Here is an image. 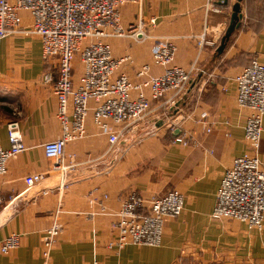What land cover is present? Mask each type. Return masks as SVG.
<instances>
[{"label": "crops", "instance_id": "obj_1", "mask_svg": "<svg viewBox=\"0 0 264 264\" xmlns=\"http://www.w3.org/2000/svg\"><path fill=\"white\" fill-rule=\"evenodd\" d=\"M207 1L142 0L140 7L122 8L125 26L137 20L138 11L146 21L155 19L156 25L149 26L148 39L141 43L130 38L108 39L112 56L133 59L119 73L135 80V68L151 63L153 47L163 38L176 44V65L186 68L196 60L199 71L175 107L164 99L151 102L143 131L135 132L131 144L135 133L127 135L112 154L107 153L108 139L97 133L89 117L85 139L65 146V155L74 160L60 192L56 190L59 177L51 172L54 161L42 150L60 133L56 97L51 85L42 83L44 73L55 68V60L41 58V42L34 35L17 34L1 42L0 143L9 148L6 126L17 121L26 151L9 160L7 174L0 177V243L10 234L21 235L16 250L0 254V264H42L41 237L55 220L63 231L51 248L49 264H264V224L257 232L246 224L213 221L209 216L224 172L246 152L243 126L247 110L238 107L232 81L252 60L264 62V0H241L239 28L220 54L219 38L229 25L236 0H228V5L213 0L208 10ZM133 9L132 22L128 12ZM20 17L26 31L31 17L27 12ZM205 26V42L200 46L197 36ZM73 66L77 82L81 66L77 61ZM161 70L151 67L155 76ZM178 117L182 120L176 128L186 145L175 142L167 129ZM153 119L159 120L157 128L148 132ZM162 119L166 120L163 125ZM260 150L264 163V121ZM69 162L67 158L65 163ZM30 174L48 176L31 189L30 197L18 202L31 192H26L23 182ZM43 185H47L45 190L51 188L45 196L37 192ZM171 191L183 195L184 209L178 218L165 221L162 242L156 248L130 244L118 249L111 229L114 219L89 216L100 202L113 213L132 192L149 199Z\"/></svg>", "mask_w": 264, "mask_h": 264}, {"label": "built area", "instance_id": "obj_2", "mask_svg": "<svg viewBox=\"0 0 264 264\" xmlns=\"http://www.w3.org/2000/svg\"><path fill=\"white\" fill-rule=\"evenodd\" d=\"M212 1H207V10L213 8ZM222 1L218 3L222 4ZM141 2L0 0V45L10 35L33 34L41 42L42 58L55 60V69L44 73L42 83L50 84L56 97L58 108L55 118L60 133L56 140L46 142L42 150L45 157L54 161L51 172L59 177L56 187L59 192L66 185L67 170L74 160V156L65 155V146L69 142L85 139L89 117L97 133L108 139L107 153L112 154L127 135L143 131L152 111L151 102L164 99L165 103L175 107L176 102L188 93L191 80L199 71L196 60L186 68L176 65V44L163 38L153 47L151 63L135 68V80L118 72L121 66L132 64L133 59L130 55L112 56L107 40L130 38L141 43L148 39L141 16H138L136 24L127 27L121 21V9L125 5L140 7ZM214 11L219 12L217 8ZM22 12L31 17V26L26 31L22 30ZM146 22L150 27L156 25L153 18ZM206 30L207 26L197 36L200 46L205 42ZM76 56L81 66L77 82L73 79ZM152 66L160 67L162 73L153 75ZM232 82L238 107L247 110L243 126L246 152L233 159L230 168L224 172L209 216L213 221L234 220L246 224L249 230L261 232L264 224V163L260 157L264 121V62L252 60ZM156 122L159 120L153 119L151 123L156 125ZM6 132L9 148L4 149L0 143V177L7 174L8 161L26 151L17 121L7 123ZM174 141L187 144L186 138L179 135ZM67 158L69 164L65 163ZM47 176H26L23 181L26 192L44 183ZM50 191L51 188H47L41 195L45 196ZM103 199H106L105 195ZM183 209L180 192L171 191L162 197L149 199L132 192L113 213L100 202L98 210L90 212L89 216L107 215L114 219L111 229L116 235L118 249L130 244L156 248L161 245L165 221L178 218ZM62 231L63 225L55 220L43 232L42 264H49L51 248ZM20 242V234L6 236L0 243V254L16 250Z\"/></svg>", "mask_w": 264, "mask_h": 264}, {"label": "water", "instance_id": "obj_3", "mask_svg": "<svg viewBox=\"0 0 264 264\" xmlns=\"http://www.w3.org/2000/svg\"><path fill=\"white\" fill-rule=\"evenodd\" d=\"M224 5H227L228 1L227 0H223L222 1ZM241 0H236L234 3V5L232 6V13H231V16H230V22H229V25L227 26L224 34H223V38L220 40V44L217 48V53H221L223 51V49L225 48L226 44L228 43V41L230 40L231 38V35L239 28V25H240V21H241V4H240ZM168 118L171 117V116H167ZM176 122L174 123L175 126L178 125V123L182 120L181 117H178L176 118ZM166 120H161L160 121V124L163 125L165 123ZM157 127L155 125H152L150 126L148 129H156ZM179 135V129L176 128L173 132H172V136L176 137ZM137 134L135 133L130 141V144L135 140ZM117 158V156H115L113 158V160H115ZM112 160V161H113ZM58 182H59V178L57 179ZM47 187V185H43L39 188V191L37 192H41L43 190H45V188ZM32 191L29 192V193H25L23 196H21L17 201L20 202L22 201L23 198L25 197H30L32 195Z\"/></svg>", "mask_w": 264, "mask_h": 264}, {"label": "rangeland", "instance_id": "obj_4", "mask_svg": "<svg viewBox=\"0 0 264 264\" xmlns=\"http://www.w3.org/2000/svg\"><path fill=\"white\" fill-rule=\"evenodd\" d=\"M227 1H228V0H227ZM222 3H223V2H222ZM131 6H137V5H125L124 8H125V7H128V8H129V7H131ZM137 7H139V6H137ZM124 8H123V9H124ZM121 10H122V9H121ZM129 11H130V10H129ZM122 14H123V13H122ZM122 14H121V21H122ZM134 14H135V9H133V10L130 11V12H128V18H129L128 20H131V21L133 22V21L135 20V17H136V16H134ZM133 16H134V18H132ZM138 16H139V11H138V14H137V18H138ZM140 16H141V15H140ZM123 17H124V15H123ZM141 18H142V16H141ZM142 19H143V18H142ZM143 20H144V19H143ZM136 21H137V20H136ZM136 21L133 22V24H136V23H137ZM143 22H144L145 25H146V26L144 27L143 30H144L145 34L148 36V30L150 29V28H149V25L147 24L146 20H144ZM123 25H124V24H123ZM126 26H127V25H126ZM226 28H227V27H226ZM226 28L222 31V34H221V38H220V39L223 38V34H224ZM14 35H15V34L10 35V36H14ZM32 35H33V34H32ZM34 36H36V35H34ZM36 37H37V36H36ZM9 38H10V37H9ZM37 38H38V37H37ZM6 39H8V38H6ZM6 39H5V40H6ZM107 43H108V40H107ZM41 58H42V55H41ZM44 59H45V58H44ZM75 61H77V62L79 63V57L76 56ZM54 69H55V68H53L52 70H54ZM86 122H87V121H86ZM170 126H171V127L167 128L168 131H169V130L171 131L172 128H174L173 131L176 129V126H175V125H170ZM174 126H175V127H174ZM151 130H156V129H151ZM46 190H47V189H46ZM43 191H45V190H43ZM27 192H28V191H27Z\"/></svg>", "mask_w": 264, "mask_h": 264}, {"label": "trees", "instance_id": "obj_5", "mask_svg": "<svg viewBox=\"0 0 264 264\" xmlns=\"http://www.w3.org/2000/svg\"><path fill=\"white\" fill-rule=\"evenodd\" d=\"M228 5V4H227Z\"/></svg>", "mask_w": 264, "mask_h": 264}]
</instances>
